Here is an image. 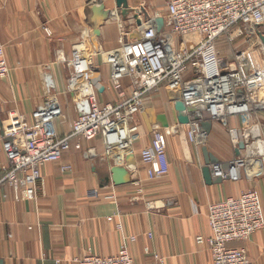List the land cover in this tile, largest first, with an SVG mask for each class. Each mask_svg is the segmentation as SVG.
Returning a JSON list of instances; mask_svg holds the SVG:
<instances>
[{
    "label": "crops",
    "instance_id": "0c3cea01",
    "mask_svg": "<svg viewBox=\"0 0 264 264\" xmlns=\"http://www.w3.org/2000/svg\"><path fill=\"white\" fill-rule=\"evenodd\" d=\"M97 1L103 3L109 17L97 26L92 41L96 49L105 52L118 46L120 23L134 27L138 17L146 20L164 9L163 0H123L120 8L116 0H91ZM88 17L87 0H0V46L10 69L8 77L0 80V176L7 167L1 150L7 115L16 112L30 119L49 93L47 76L59 92L65 115L56 122V129L61 135L68 132L76 114L72 95L63 94L68 68L56 63V57L58 52L70 57L82 33L92 31ZM94 62L97 71L93 81L100 80L105 87L98 95L99 102L116 101L117 94L107 88L110 67L96 56ZM122 83L126 96L130 91L129 79L124 78ZM145 106V113L138 117V137L131 147L111 152V157H107L102 153L99 138L81 141V149L75 148L74 140L60 162L40 167L41 180L34 200L25 199L6 185L0 187L2 264H75L74 259L88 252L103 257L116 255L121 244V235L115 228L119 221L126 235L137 238L128 246L135 264H149L152 253L162 257L165 264H212L206 243L196 241L197 237L210 235L206 221L209 203L254 189L264 220V158L258 176L242 171L239 182L224 180L207 186L201 175V147L188 143L182 131L167 137L168 173L149 180L140 151L150 144L154 117L164 115L169 125H174L175 120L165 91L147 96ZM248 126H256L264 139V112L247 120L229 118L228 127L237 131L236 143L228 135L227 126L212 122L204 145L221 163H228L236 156L239 143L250 139L245 133ZM89 146L96 148L98 156L86 160L82 154ZM128 156L131 166L126 160ZM66 164L71 171L61 173L60 166ZM113 166L128 170L127 184L114 186L105 181ZM92 191L96 193L91 194ZM109 217H113L111 221ZM229 246H243L254 264H264V229L245 242Z\"/></svg>",
    "mask_w": 264,
    "mask_h": 264
},
{
    "label": "built area",
    "instance_id": "2783aa9c",
    "mask_svg": "<svg viewBox=\"0 0 264 264\" xmlns=\"http://www.w3.org/2000/svg\"><path fill=\"white\" fill-rule=\"evenodd\" d=\"M164 3V17L159 13L146 20L138 17L139 24L128 28L124 22L120 23L118 46L111 51H98L91 31L86 30L72 47L70 57L58 52L56 63L68 68L63 94L72 95L76 117L67 133H58L56 122L65 115L59 92L54 89L51 77H45L49 93L30 119L16 112L7 115L1 145L7 167L0 176V187L6 185L25 199L34 200L41 180L40 167L60 162L74 140L75 148L81 149V141L99 138L102 153L107 157L111 152L131 147L138 137V117L145 113L146 97L161 91L171 90L186 106L199 108V120L187 125L151 126L150 144L140 151L149 180L160 179L168 173V136L184 131L188 143L202 147L207 135L201 121L209 119L227 126L230 117L247 120L264 112V47L260 39L264 37V0H164ZM157 18L163 19L161 33L156 30ZM96 55L110 67L107 88L117 94L114 102L98 100L99 92L93 81ZM9 72L4 48L0 46V80L6 79ZM124 78L130 82L126 96ZM250 127L258 134L256 126H248L245 131ZM227 130L236 143L237 131L229 127ZM247 136L250 139L244 154L228 162V172L222 171L221 164L210 166L212 177L236 183L242 171H249L253 177L261 174L264 147L261 149L260 145L263 146L264 139L260 135L255 139ZM82 155L91 160L98 153L95 147L89 146ZM59 169L66 173L72 168L66 164ZM147 208H152L150 203ZM206 221L210 235L197 237L196 241L206 243L212 264H254L243 246H229L245 242L264 229L262 205L254 189L209 203ZM115 228L121 235L116 255L103 257L88 252L73 262L135 264L128 246L137 238L124 233L121 221ZM150 255L149 264H165L157 253Z\"/></svg>",
    "mask_w": 264,
    "mask_h": 264
},
{
    "label": "water",
    "instance_id": "95a60500",
    "mask_svg": "<svg viewBox=\"0 0 264 264\" xmlns=\"http://www.w3.org/2000/svg\"><path fill=\"white\" fill-rule=\"evenodd\" d=\"M123 3V0H116L117 8H120ZM87 10H88V21L90 27H92V31L90 33L91 39L96 35V28L99 24H101L103 21H105L109 16L108 12L104 10L103 3L101 1L97 2H91V0H87ZM139 24V21H138ZM156 24V30L158 33L163 32L164 26H163V19L157 18L155 20ZM262 45L264 47V37H260ZM95 88L99 93H102L104 90L103 85L100 83V80L95 81ZM166 98L169 103L173 106V112H174V119L175 124L179 125H187L190 122L198 121L199 115L197 111L199 108L193 107V106H186L184 103H182L179 100V96L177 93L167 90L165 91ZM152 122V121H151ZM159 125L160 127H167V119L164 115H159L154 117V122H152V125ZM201 127L204 132V134L208 135L211 131L212 122L209 119L201 121ZM151 125V126H152ZM246 134H249L252 139L258 138L259 135L257 134L255 128L250 127L245 131ZM247 141H241L238 145V148L235 151V157H238L240 155V151L244 149V146L247 144ZM201 153L204 160V165L201 167V175L202 179L205 183V185H216L221 184L222 179L218 177H212V171L210 170V166L221 164V169L223 172H228L230 165L229 163H221L212 153H210L205 145L201 147ZM130 159V156L126 158L128 166ZM105 181H110L114 186H122L127 184L128 181V170L125 167L121 166H113L110 171L109 175L106 177ZM0 264H2L0 262Z\"/></svg>",
    "mask_w": 264,
    "mask_h": 264
},
{
    "label": "rangeland",
    "instance_id": "374dc122",
    "mask_svg": "<svg viewBox=\"0 0 264 264\" xmlns=\"http://www.w3.org/2000/svg\"><path fill=\"white\" fill-rule=\"evenodd\" d=\"M162 4H164L165 5V3H164V0H163V3ZM159 14H161V16H165V11H164V9H162V11L160 10L159 11ZM153 16V15H152ZM102 48V47H101ZM104 51V50H103ZM105 52V51H104ZM99 55H96V58H98V59H100L101 58V56H99ZM171 113H172V115H173V119H174V112H173V106L171 107ZM175 120V119H174ZM175 124V123H174ZM169 125V124H168ZM227 127H228V125H227ZM183 134H184V132H183ZM229 135V134H228Z\"/></svg>",
    "mask_w": 264,
    "mask_h": 264
},
{
    "label": "bare ground",
    "instance_id": "6f19581e",
    "mask_svg": "<svg viewBox=\"0 0 264 264\" xmlns=\"http://www.w3.org/2000/svg\"><path fill=\"white\" fill-rule=\"evenodd\" d=\"M97 50H99V48H97ZM255 147H256V146H255ZM255 147H254V148H255ZM263 147H264V144H263V146L260 145V148H261V149H263ZM252 150L254 151L255 149H252Z\"/></svg>",
    "mask_w": 264,
    "mask_h": 264
}]
</instances>
